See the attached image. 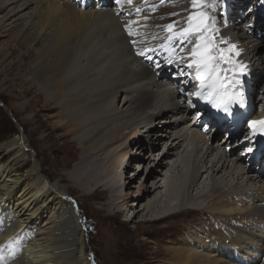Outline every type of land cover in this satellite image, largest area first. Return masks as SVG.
Listing matches in <instances>:
<instances>
[{
    "label": "bare ground",
    "instance_id": "6f19581e",
    "mask_svg": "<svg viewBox=\"0 0 264 264\" xmlns=\"http://www.w3.org/2000/svg\"><path fill=\"white\" fill-rule=\"evenodd\" d=\"M224 2L218 11L207 9L220 27L216 39L224 36L235 43L241 50L236 59L257 83L264 82V37L259 33L264 27V12L262 17L259 13L264 0ZM242 3H248L246 10L257 12L251 25L241 17ZM191 11V0H165L163 4L161 0H133L130 5L126 0L120 4L116 0H0V54L7 55L16 42L40 45L35 48L38 58L31 64V85L57 110L50 116L56 121L52 132H57V144L76 145L81 164L94 159L96 168L87 176L81 167L66 175L83 196L106 200L97 207L100 212L129 222L130 197L122 193L126 175L122 169L140 161L135 180L144 170L145 159L148 165L134 204L147 203L132 213L134 218L141 213L140 222H147L146 217L162 208L164 216L157 220L187 213L196 222L181 224L180 228L189 226L194 236L183 237L178 246L166 249L168 264H264V155L254 157L259 150L264 154V138H253L254 151L247 152L250 130L246 123L242 125L243 115L257 106L255 117L248 119L264 120V87L253 97L252 108L248 96L246 112L241 110L243 114L235 119L226 120L195 96L196 107L187 105L182 92L197 84L195 70L174 78L170 73L175 70L176 75L181 64L169 66L158 46L168 35L164 26L174 21H181L182 26ZM126 25L133 36L128 35ZM145 48L157 49L149 53L152 60L136 55ZM189 48L185 46L174 59L185 57ZM183 63L186 66L187 60ZM43 66L57 68V72L43 74ZM164 80L175 82L179 94ZM196 108L202 115L194 111L191 121L189 111ZM45 109L52 110L50 106ZM200 125L217 127L215 132L224 135L215 140L199 132ZM241 128L244 137L234 144ZM142 139L143 147L137 148ZM135 149L141 151L138 157L142 159L134 160ZM50 151L61 153L60 148ZM1 156L0 255L5 264H87L86 223L69 205L63 178L53 181L42 173L36 150L23 133L0 146ZM107 164H113L116 174L111 185ZM161 169L165 170L162 179L157 175ZM149 182L152 185L147 187Z\"/></svg>",
    "mask_w": 264,
    "mask_h": 264
},
{
    "label": "rangeland",
    "instance_id": "374dc122",
    "mask_svg": "<svg viewBox=\"0 0 264 264\" xmlns=\"http://www.w3.org/2000/svg\"><path fill=\"white\" fill-rule=\"evenodd\" d=\"M67 1L74 2L75 0ZM226 1L233 2L235 0H225V2ZM232 4L233 3H231V5ZM241 6L243 12L241 17L243 21L250 23L257 12L250 13L249 15L245 12L248 3L239 4V7ZM220 12L223 16V11L220 10ZM263 12L264 5H262L259 10L260 17H262ZM259 33L264 37V27L261 28ZM85 44L84 42V45ZM39 46V44L32 46L25 40L12 43L11 50L7 55L0 54V120L4 123V125L0 127V146L5 141L14 139L15 134L23 133L27 137L30 147L36 150L42 173L53 181L63 178L61 185L65 187L67 195L71 198L69 205L77 210L78 217L81 218L82 221L84 219L86 223V231L84 233L86 235L83 237V243L85 244L86 253L89 256V264H168L167 262H169L168 258L170 255L166 252V249L175 247L176 244V246H178V241L183 239V237L190 238L194 236L191 231H189V228H187L189 226L180 228L181 224H194L196 222L186 217L185 214L187 213L176 215L168 219L157 220L164 216L163 213L165 211H163L162 208H158L156 213H152L151 216L146 217V219L149 220L147 222H140L141 213L134 218L135 215L132 213L135 212L136 214L140 212L147 203L146 200H143V202L139 201L134 204L137 193H139L137 188L144 181L145 169L148 165L145 159H143V164L145 163L144 170L135 180L134 178L141 171L142 166L140 161L133 162L131 169L130 167H126V164L122 169L126 172L123 180L125 186L122 189V193L126 197H128L127 195L130 197V199H127V203L129 204L126 208L129 210L128 217L131 216L129 222L121 220L114 214L100 212L98 208H100L106 200L104 198L101 200H94L91 197L88 198L83 196L77 186L73 185L72 182L67 179V176L72 174L73 171L75 172L78 167H81L87 176L88 173L94 171L96 163L94 159H90L85 162L86 165L84 163L81 164L77 146L70 145L69 141L61 147L59 146L60 143L57 144V132H52L54 128L53 124L56 121L55 118H50V116L54 117L55 114H57V110H54L49 102L43 100L39 90L31 85L32 78L30 77V70H32L33 66H31V64L38 58L36 57L35 50ZM1 49L2 45H0V50ZM40 69V71L44 70L42 72L43 74L51 70L57 72V68L54 67L49 68L50 71L46 66L40 67ZM53 72L50 73L52 74ZM247 72L249 74V71ZM174 73V71H171V76H175L173 75ZM246 81L247 95L251 100L252 108V105L254 106V98L258 95L260 90L263 89L264 82L257 83L256 77L252 75H248ZM185 90L183 91L185 92L183 96H185V99L187 98L186 102L188 104H192L188 102L189 100L191 101V95H188L190 91H188V89L187 91ZM49 106L52 110L45 109ZM256 108H258V106L253 107L248 114L243 115L242 125H244L245 120L248 118L255 117L254 112ZM194 111H198L197 108L193 111H189L191 121L194 120ZM203 128L204 127H200L199 132L216 137L215 140L221 139L224 135L221 133L217 134V132L212 130L205 132ZM244 131L245 129H240V133L233 140L234 144L237 143V139L241 140L244 137ZM42 138H44V140H42ZM143 139L140 141L137 148L143 147V141L145 139L147 140L148 136L145 137L144 140ZM51 148H60L61 153L57 155V153L50 151ZM157 150L158 149L153 151V153H156ZM240 151H242V148L238 150V152ZM133 153H136L134 160L143 158L142 155L138 157L141 151L135 149ZM31 154L35 155L30 151V155ZM261 155H264L261 150L254 153L255 158ZM2 156L7 157L5 154ZM177 158L179 159L177 160L180 161L179 156ZM165 164L168 165L167 162ZM107 165V171H109L107 182L111 185L116 179V174L112 167L113 164H110L111 166L109 164ZM126 168L129 170L126 171ZM27 172L28 171L23 168L22 174H26ZM164 173L165 170H157V175L159 174V178L161 177V179ZM151 185L152 182H149L147 187ZM84 186L86 185L84 184ZM88 191L89 190H87V192ZM109 196H111V194H109ZM130 204H133V207H131L132 205ZM174 204L175 201L171 200L170 205ZM198 207L200 208L202 205ZM181 209H185V207ZM175 240H177V242H175ZM202 254L207 255V252ZM81 262L82 261L79 263L83 264V262Z\"/></svg>",
    "mask_w": 264,
    "mask_h": 264
},
{
    "label": "snow or ice",
    "instance_id": "6c2138e0",
    "mask_svg": "<svg viewBox=\"0 0 264 264\" xmlns=\"http://www.w3.org/2000/svg\"><path fill=\"white\" fill-rule=\"evenodd\" d=\"M121 2L122 0H116L117 4ZM126 2L130 5L133 0H126ZM164 2L165 0H161L162 4ZM221 3L223 0H191L193 11L187 15L182 26L181 21H174L164 26L168 35L165 43L158 48L166 53V62L169 66L173 63L181 64L179 76H183L185 72L190 74L193 69L195 70L197 84L194 87H197V91L189 92L188 95L195 96L197 102L210 106L211 110L227 120L235 119L238 113L243 114L241 110L246 112L248 108L246 89L248 72L247 66L236 59L241 55L238 46L224 36L216 39L220 34V27L217 18L211 16L207 9L218 11V5ZM140 11L139 8L136 9L137 13ZM130 23H139V21ZM125 27L128 35L133 36L134 33L128 25ZM132 43L135 47L136 41L133 40ZM225 44L228 45L226 48L219 47ZM185 46H190L187 55L179 60L174 59L178 53L185 51ZM156 52V48H145L137 51L136 55L152 60L153 57L149 53ZM185 60H187L186 66L183 63ZM193 107H196V103H193ZM196 115L199 117L202 113L197 111ZM245 123L250 130L245 147L247 152L251 153L254 151L253 138L257 136L264 138V120L247 119ZM203 130L207 132L209 129L205 127ZM2 251L0 249V252ZM0 264H5L2 255H0Z\"/></svg>",
    "mask_w": 264,
    "mask_h": 264
},
{
    "label": "trees",
    "instance_id": "16d2710c",
    "mask_svg": "<svg viewBox=\"0 0 264 264\" xmlns=\"http://www.w3.org/2000/svg\"><path fill=\"white\" fill-rule=\"evenodd\" d=\"M4 125L3 121L0 120V127Z\"/></svg>",
    "mask_w": 264,
    "mask_h": 264
}]
</instances>
